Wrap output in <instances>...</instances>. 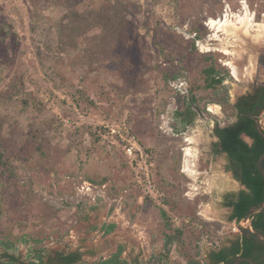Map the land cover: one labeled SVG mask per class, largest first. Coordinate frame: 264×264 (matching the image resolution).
<instances>
[{
    "label": "rangeland",
    "instance_id": "374dc122",
    "mask_svg": "<svg viewBox=\"0 0 264 264\" xmlns=\"http://www.w3.org/2000/svg\"><path fill=\"white\" fill-rule=\"evenodd\" d=\"M263 25L264 0H0V255L78 250L92 264L122 246L123 264H206L240 237L223 200L244 187L217 154L208 191L190 200L199 180L182 171L173 114L191 94L203 119L188 131L209 138L229 121L247 88L231 73ZM210 64L227 75L216 88ZM131 137L149 157L151 198L123 152Z\"/></svg>",
    "mask_w": 264,
    "mask_h": 264
},
{
    "label": "trees",
    "instance_id": "16d2710c",
    "mask_svg": "<svg viewBox=\"0 0 264 264\" xmlns=\"http://www.w3.org/2000/svg\"><path fill=\"white\" fill-rule=\"evenodd\" d=\"M92 3L85 5L87 11V25L91 30L97 28V26H92L90 23V16L95 12ZM90 25V26H89ZM89 30V31H91ZM203 74L207 82L208 88H216L220 86L227 75L221 76L219 71L216 70L215 66L212 64L208 65L203 69ZM228 96L227 91H224L222 97L219 99L220 104L227 102ZM196 100L193 95H189L186 98L183 110L176 111L173 114L174 122L181 127L190 125L195 116L196 112ZM244 132L256 139L255 145L249 147L245 142H243L239 135ZM215 134L219 140V146L221 152H224L231 158L234 162V176L238 182L244 186V190H240L233 194H228L223 200V206L226 208H231V212L228 216L229 221H237L243 217L246 212L252 207L259 205L263 201V188L264 183L260 177L257 169V160L264 151V140L256 133L254 128V123L251 120L246 119V121H239L226 128L215 129ZM164 221L166 220L165 213L161 214ZM252 228L259 230L264 233V212L254 216L252 220ZM114 229V225L110 224L103 227L104 233L108 234ZM180 231H175L172 235H166L164 240L165 248L170 247L175 239V235L178 236ZM263 246L257 247V240L251 236L247 237L241 235L230 242V246H222L218 249L210 251L207 255L206 264H222L231 263L237 257H245L252 259L257 264H263L264 257H261V252ZM123 247L119 246L115 253H113L109 258L105 260H99L92 264H123L120 259ZM258 251L259 254H256ZM256 254V255H255ZM0 264H87L82 262V254L78 251H69L66 253L56 252L52 256L45 259L43 250L33 249L30 253V258L28 261H21L18 256L14 253L4 252L0 255ZM152 264H161L160 258L153 261ZM195 264V263H191ZM240 264H248L242 262Z\"/></svg>",
    "mask_w": 264,
    "mask_h": 264
},
{
    "label": "flooded vegetation",
    "instance_id": "af4514ba",
    "mask_svg": "<svg viewBox=\"0 0 264 264\" xmlns=\"http://www.w3.org/2000/svg\"><path fill=\"white\" fill-rule=\"evenodd\" d=\"M258 43H251L246 54L243 55L242 68L239 74V68L235 67V74L232 72L231 76L237 78L241 77L247 87L240 95L233 97L231 107L233 109V116L229 121L223 123L216 122L213 124L212 135L215 138L214 153L224 157L227 162V171L231 176L238 181L234 176V162L226 153L221 152L218 137L215 134L216 127L222 129L226 128L239 121L251 120L254 123L256 133L264 140V130L261 127V119L264 117V35L258 39ZM241 62V61H239ZM259 127V129H258ZM239 138L245 142L249 147L256 143V139L242 132ZM228 195V194H227ZM225 198V197H224ZM231 212V208H227ZM230 214V213H229ZM233 241V240H231ZM230 241V242H231ZM230 242L226 247L230 246ZM263 246L261 257H264V245L257 240V247ZM256 254H259L256 251ZM255 254V255H256ZM264 264V261H263Z\"/></svg>",
    "mask_w": 264,
    "mask_h": 264
},
{
    "label": "crops",
    "instance_id": "0c3cea01",
    "mask_svg": "<svg viewBox=\"0 0 264 264\" xmlns=\"http://www.w3.org/2000/svg\"><path fill=\"white\" fill-rule=\"evenodd\" d=\"M198 117L200 118V120L203 119V115L201 117L198 115ZM179 127L181 129L180 132H183V134L181 133L183 135L182 137L183 141L185 144H187L185 147L181 149L182 154H183V167H182L183 170L182 171L184 174H187L193 177L192 179H194V181L199 180V183L193 182L192 187H193V190L196 192L193 193L190 200H194L196 196L200 195V192L202 190L204 189L206 190L207 188H209V187L206 188V186L211 185L213 172H212L210 165L212 162L213 155H217L214 153V147H213L216 140L212 135L211 129L213 127H210L208 131L209 138L204 136L203 131H200V130H195V131L189 130L188 131L187 126H185L184 128L181 126ZM200 135H203V137L201 138ZM200 146H203L205 148L200 149L199 148ZM81 254H82V260H83V253Z\"/></svg>",
    "mask_w": 264,
    "mask_h": 264
},
{
    "label": "built area",
    "instance_id": "2783aa9c",
    "mask_svg": "<svg viewBox=\"0 0 264 264\" xmlns=\"http://www.w3.org/2000/svg\"><path fill=\"white\" fill-rule=\"evenodd\" d=\"M110 134H116L114 129H110L105 126ZM100 134V133H99ZM101 137V136H100ZM126 144L123 147V152L128 160V165L132 169L134 174V181L136 184L142 188L145 195L150 198L154 194V185L152 184L151 174H150V161L147 153H145L133 137L125 141ZM83 189V187L81 188ZM156 192V191H155Z\"/></svg>",
    "mask_w": 264,
    "mask_h": 264
},
{
    "label": "water",
    "instance_id": "95a60500",
    "mask_svg": "<svg viewBox=\"0 0 264 264\" xmlns=\"http://www.w3.org/2000/svg\"><path fill=\"white\" fill-rule=\"evenodd\" d=\"M197 114L201 117L202 113L198 108H196ZM259 129V127H258ZM264 137V135H263ZM257 169L260 177L263 180L264 183V151L261 154V156L257 160ZM244 187V186H243ZM264 212V188H263V201L261 204L256 205L249 209L246 214L241 217L239 220L236 221V228L239 230L241 235L244 236H251L258 240L261 244L264 245V233H262L259 230H255L252 228V220L255 215L263 213ZM242 262H246L248 264H257L255 263L252 259L250 258H245V257H237L233 262L231 263H222V264H240Z\"/></svg>",
    "mask_w": 264,
    "mask_h": 264
},
{
    "label": "bare ground",
    "instance_id": "6f19581e",
    "mask_svg": "<svg viewBox=\"0 0 264 264\" xmlns=\"http://www.w3.org/2000/svg\"><path fill=\"white\" fill-rule=\"evenodd\" d=\"M239 21V20H238ZM243 26H244V29L246 28H248V27H256L255 25H253V23L251 22V18H245V15H244V19H243ZM210 24L212 25V26H218V27H222V26H224L225 25V20L222 22L221 20H218V21H212V22H210ZM259 28H260V30L261 29H264V25L263 26H258ZM214 29V28H213ZM264 31V30H263ZM234 74L236 73L235 72V68H233V71H232ZM188 171V170H187Z\"/></svg>",
    "mask_w": 264,
    "mask_h": 264
}]
</instances>
